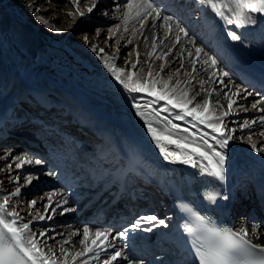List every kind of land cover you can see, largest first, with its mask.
I'll use <instances>...</instances> for the list:
<instances>
[{
    "label": "bare ground",
    "instance_id": "obj_1",
    "mask_svg": "<svg viewBox=\"0 0 264 264\" xmlns=\"http://www.w3.org/2000/svg\"><path fill=\"white\" fill-rule=\"evenodd\" d=\"M113 1L116 2V0ZM40 3L42 1L38 0L34 4ZM154 3L170 14L179 12L178 15H181L184 18L183 21L186 22L182 25L186 26L189 36L196 40V46L203 48L204 52L197 56L196 48L189 42V38L180 33V39L175 49L163 54L161 60L163 67L160 68L155 62L159 52L169 44L171 38L176 40L177 32L173 26L167 35L162 31L165 37L158 38L161 34L158 25L166 31L163 20H154L152 16H149L143 26L134 25L133 32H129L130 35L133 34V38L136 37L133 39V42H136L133 50L135 56L133 55V59L130 56V59L126 58L129 68L124 73L130 74L133 81L135 77L143 75L146 83L143 86L145 90L141 94L154 100L164 93L167 83L169 90L176 88V91L171 93L172 97H175L173 103L191 100L192 103L186 104V108L192 109L197 103L202 104L205 100L208 101L206 110L196 109L195 115L198 119H194L193 116H185L184 120L176 119L177 114L183 115L179 107L173 108L171 111L173 117L159 113L158 127L164 129L167 121L171 120L178 126L177 129H171V138L179 140L182 145L187 146L177 148L175 144H169L163 138L161 143L168 152L181 154L182 159L185 158L184 153H190L197 167L181 163L174 157L166 160L160 148L148 134L144 121L136 114L133 107L123 103L117 96L113 95V98L103 96L97 88H94L93 94H91V90L68 85L51 73H45L32 81L25 79L22 87L17 89L9 72L5 68H0V129L5 128L4 130L8 132L6 134L8 136L0 134V146L2 142L5 144L0 147V156L5 157L0 159V196L11 195L17 187V177L21 179H19V183L25 181V184L20 187V195L13 196L9 205L17 212L23 209L19 212L18 223L29 224L31 233L37 238L40 251L46 256H52L56 264H64L65 256L68 257V264H85V261L87 264H103L104 259L110 257L117 250H121L122 256L112 264H128V260L133 261L134 264H139V262H143V264H198V261L189 255L179 256L177 254L176 248L181 233L174 229V224L182 212L180 205L188 192L189 184L207 178L200 174L207 161L191 153V147L199 144L202 150L210 151L208 145H212L217 150H221L216 143L217 139L223 138L220 133L213 132L211 128L200 123L201 119L208 121L209 114L212 113L222 115L227 111L228 115L223 117L221 127L226 133L234 130V138L229 142V147L226 150L228 156L226 181L220 185L211 178L215 184V193L219 192L228 197L227 200L217 198L215 211H223L233 205L234 213L230 217V229H239L241 226L250 229L252 224L264 228V219L261 217L264 210V202H262L264 199V151L257 152L251 148V144L255 143L257 148L264 149V136L259 135L260 132H264V122H262L264 111H261L264 104L257 103L256 108L251 107L253 102L264 99V94L255 92L246 83V71L249 68L258 72V75L264 76V18L258 16L255 25L236 27L220 20L214 13L199 5L196 0H155ZM102 5L99 2L98 7L101 8ZM51 10L57 11L55 7ZM94 15L95 11L88 18H92ZM121 30L124 28L122 27ZM233 31L241 36L240 41L230 39L229 33ZM128 38L130 36L121 35L117 40L121 44V40L129 42ZM128 42H122V45L125 44L124 50L128 49L130 44ZM153 45H155V49H153ZM207 45L212 48V53L207 56H212L217 61L215 68L211 67L210 62L205 63L207 59L205 46ZM115 53L117 60L120 57V52L116 51ZM144 56L147 57L142 60ZM135 61L137 64L141 63L139 68L133 67ZM144 67L147 68L144 69ZM193 67L195 71H193ZM149 71L152 73L151 76H148ZM224 72L229 75L224 76ZM239 72L242 75H239ZM169 77H171L170 82ZM177 84L179 87H176ZM30 90L35 93V96L41 95L51 101V105H54L57 113V119L59 116L60 119H63V116L69 113L70 115L67 114L64 118V121L67 122L65 125L68 123L72 126L82 125L88 134L91 126L100 128V133H102V129H105L101 139H99L98 133L88 136V139L87 134L83 133L81 137L67 140L68 143L64 149L52 145L50 149L54 150L49 154H44L26 144L23 138L18 137L16 140L9 138L11 137L9 134L17 131L18 126L14 124L28 122L27 116L20 111L22 109L21 99ZM245 90L251 92L252 95L247 96ZM150 91L152 95H149ZM182 92H186L187 96L182 95ZM163 101L167 102V100ZM230 101L234 103L232 108L228 109L227 105ZM129 104L131 105L130 102ZM170 105L172 106V104ZM162 106L163 104H159V107ZM154 112L158 113L147 105L145 115L148 119L153 121L157 119ZM245 120L250 122L248 128L242 127ZM251 121L258 122L251 123ZM209 122L215 123L214 120ZM168 128L170 129V125ZM62 131L66 130L62 129ZM26 133L28 132L26 131ZM248 134L253 136L250 141L244 145L235 143V140L239 139L241 135ZM163 135L167 136L168 132L165 131ZM17 136L19 135L17 134ZM204 140H207V144H204ZM76 145L80 147L77 148ZM75 147L80 151L76 153ZM82 153L91 154L95 158L96 166L90 162L84 163ZM24 154L38 158L44 163L41 165L25 164L22 168H15L16 162L13 161V170L9 174L6 164L12 157ZM49 156H56V158L52 160ZM70 161H74L73 165L75 166L70 165ZM102 163H109L106 168L107 171H110L111 177L105 180L106 183H109L113 177L118 178L125 174L127 168L131 167L133 175L144 177L146 184L143 187L146 196L153 195L154 197L153 202L145 201L142 198L137 202H132L129 197H126L124 208L130 207L129 211L136 215V218L128 221L127 229L130 231L126 240L119 236V233L125 229H98L91 225L95 217L84 221L85 212L90 209L89 202L100 190L94 189L99 175L95 177V180L85 183V180L84 182L80 180L84 178L83 176H74L76 171L73 167L77 168L79 166L76 164H80L89 170L93 166L100 169ZM3 167H5L4 171ZM93 169L91 173L98 174L97 169ZM49 171L55 172L56 175L51 177L46 175ZM28 175L38 176L39 179H34L31 184H28L26 182ZM72 182H74V186L69 187ZM43 187L44 189L48 187L50 190L43 192L35 199L34 207L25 208L21 194H24L23 198H25V194H28L29 199L33 193H37V190L41 191ZM50 194H53L51 203H49ZM138 195L142 197L143 192L138 191ZM245 195H251L252 198L249 196L251 199H245ZM63 197L67 198V204L63 203ZM44 201L47 202V207L44 206L40 209L39 206ZM56 201H60V206L56 205ZM68 208L72 210L64 211ZM257 209L260 210L259 213ZM51 214L52 216H50ZM40 215L44 219H40ZM127 215L122 208L119 209L118 216L125 217ZM149 215L156 216L157 221L152 224L142 221L140 228H151V231L132 229L134 222ZM60 218H65L66 224L61 222L52 224L57 220L60 221ZM161 219L165 221L167 227L159 224ZM85 227L90 229L87 240L83 235ZM71 229H75L72 231L75 232L74 236H67ZM97 229L109 233L107 240L95 236ZM250 238L254 243L264 244V235L257 238L250 234ZM65 240L70 243H63ZM82 240L84 243H80ZM125 244H127L126 248ZM146 244H150L156 253L149 258V261L146 258L148 255L144 251ZM97 245L100 247L98 248ZM61 247L65 249L63 255ZM86 248H91L92 251H86ZM76 252L85 254L73 259ZM94 253H98V255H94ZM124 256H127L128 260H125Z\"/></svg>",
    "mask_w": 264,
    "mask_h": 264
},
{
    "label": "snow or ice",
    "instance_id": "obj_2",
    "mask_svg": "<svg viewBox=\"0 0 264 264\" xmlns=\"http://www.w3.org/2000/svg\"><path fill=\"white\" fill-rule=\"evenodd\" d=\"M76 7V13L80 16H83L84 13L79 11V0H69ZM196 2L203 6L205 9L214 13L220 20L224 21L228 25H235L236 27H244L245 25H255L257 23V17L264 18V0H196ZM32 7V6H29ZM97 7L96 3H93L92 7L87 9L88 13H92L93 10ZM127 12L123 14L124 22L127 24L129 19L140 18L141 26L147 21L149 16H152L154 20H163L164 26L166 28L165 35L171 31L174 26L177 32L176 40L179 42L180 33H183L185 37L189 38V42L196 48L197 56L200 53L204 52V49L196 46V40L192 39L189 36V31L186 26L182 25V22L178 18L174 17L172 14L168 13L161 6L153 2V0H129L125 5ZM35 11H39V6L35 7ZM103 15H108L107 12L102 13ZM69 16H74V13H68ZM42 19V18H41ZM46 23V21H44ZM59 31V29H55ZM115 30V29H113ZM124 31H128L127 27L124 28ZM99 30H97V34ZM230 39L233 41H240L241 36L236 32L229 33ZM111 38V37H109ZM85 43H88V36L83 37ZM155 49V45H153ZM93 52H96L98 49L93 46L91 48ZM99 52H103V49H99ZM207 56V53H205ZM159 58V57H157ZM211 67L215 68L217 61L212 56H207L205 63H209ZM105 68L108 72L111 73L114 77L117 84L121 87L130 98L135 101L136 96L134 93H139L144 91L143 86H139V81H133L130 74L124 73L122 69L116 68L114 65L109 64L105 61ZM135 67V66H133ZM193 71L195 68L193 67ZM179 72V70H178ZM178 74V73H177ZM151 71L148 72V76H151ZM224 76H228L227 72L223 73ZM171 77H169V82ZM223 83V81H220ZM176 87H179L177 84ZM176 88L168 89L167 83L165 84V91L160 95L155 101L158 103L160 100H167L168 103L172 104L173 108H181L183 115L177 114L176 119L184 120L185 116L196 117V109L206 110L208 107V101L205 100L202 104L197 103L194 108L187 109L186 104L192 103L191 100H185L182 102L173 103L175 97H172L171 93L175 92ZM247 96H251L252 93L245 90ZM184 96H187L186 92L181 93ZM149 95H152V92H149ZM239 95V93H237ZM246 98V97H241ZM152 103V102H150ZM233 101H230L227 105L228 109H231L233 106ZM257 103L264 104V99L259 102H253L251 104L252 108L257 107ZM133 108L136 114L144 121V124L147 126L148 134L151 136V139L157 144L160 148L164 158L169 160L170 157H174L181 163L191 164L193 167H197L193 156L190 153H184L185 158H181V154L176 152H168L164 145L161 143L162 138L167 141L169 144H175L177 148L186 147L187 145H182L179 140L171 138V129H177L178 126L172 123L171 120L167 121V125L164 126V129H160L159 125V113L154 112L153 114L157 117L155 121L150 120L145 115V110L147 105H141L139 103H134ZM247 110V109H245ZM164 111H168L167 108ZM264 111V108L261 109ZM228 112H223L222 115H215L214 113L209 114L208 121L201 119L200 123L205 124L206 127L212 129L213 132L220 133L223 137L222 139H217L216 143L219 146L217 150L216 147L208 145L210 151L202 150L199 144L191 147V153H194L196 156L201 157L202 160H206L207 164L201 169L200 174L202 176H207L212 178L218 184L223 185L226 181V161L228 159L227 149L229 147V142L234 138V130L225 132L221 127L223 125V117L227 116ZM214 120L215 123L209 121ZM264 122V118H262ZM249 121H243L242 127L248 128ZM255 123V121H251ZM170 125V129L168 126ZM167 131L168 135L164 136L163 133ZM207 135V134H205ZM259 135L264 136V132H260ZM248 139L251 140V135L248 136ZM204 144H207V140H204ZM251 148L254 151L260 152L264 149L257 148L255 143L251 144ZM11 154L9 153V156ZM5 157L0 156V159ZM13 161H15V168H22L25 164L31 165H41L44 162L38 158L29 157L27 154L17 155L12 157L9 162L6 164L7 169H9V174L13 170ZM171 162V161H170ZM48 176H55L56 173L49 171L46 173ZM34 179H39L38 176L28 175L26 177V182L31 184ZM17 184H19V177L16 178ZM54 194V193H53ZM49 195V203H51V195ZM20 195V187L17 186L11 195L0 196V264H56V261L52 256H46L43 252L40 251L38 247V241L34 234L31 233L30 226L28 223L19 224L20 220L19 212L14 208L10 207L9 201L13 196ZM227 200V195H221L219 192L215 193L211 197H207L211 203H215L217 198ZM63 203L67 204L68 200L66 197H63ZM30 204L34 207L36 201H30ZM56 205L60 206V201H56ZM47 207V205H45ZM71 208L64 209V211H71ZM197 219L201 221L202 227L198 230L203 233V235H197L196 231L191 227L185 226V231L189 235V242L192 245L195 259L198 261V264H264V244L254 243L250 238L251 235H255L259 238L261 235H264V228L260 225L252 224L251 228L241 226L239 229H225L214 225L206 217L199 216L195 214ZM40 219H44L42 215L39 216ZM146 221L148 224L157 221V217L154 215H149L146 217H141L139 220L132 224V229L139 231H151V228H140V223ZM159 224L164 225V220H159ZM130 229H125L123 232L119 233V236L123 239H127L128 232ZM90 229L85 227L83 229L84 239L87 240ZM27 234V235H26ZM109 233L102 232L100 230H95V236L103 237L104 240H107ZM63 243H70V241L65 240ZM84 243V241H80ZM99 248L100 245H97ZM127 247V244L124 245ZM86 251L91 252V248H86ZM65 253V249L61 247V254ZM84 252H76L73 259L83 256ZM55 255V254H53ZM98 255V253H94ZM122 256L121 250L113 252L110 257L104 259L103 264H112L113 261H116L118 257ZM125 260H128L127 256L123 257ZM64 264H68V257L65 256ZM85 264L87 262L85 261ZM128 264H134L133 261L128 260ZM143 264V262H139Z\"/></svg>",
    "mask_w": 264,
    "mask_h": 264
},
{
    "label": "rangeland",
    "instance_id": "obj_3",
    "mask_svg": "<svg viewBox=\"0 0 264 264\" xmlns=\"http://www.w3.org/2000/svg\"><path fill=\"white\" fill-rule=\"evenodd\" d=\"M37 1L0 0V63H2L0 64V68H5L9 72L10 77L14 79L13 82L17 89L22 87L25 79L26 81H32L45 73H51L53 76L61 78L68 85H75L78 88L91 90V94H93L94 88H97L103 96L113 98V95H115L130 107H133L134 103L148 105L158 113L173 117V112H171L173 107L166 101L160 100L159 103H156L154 102L156 100L141 94L142 92L134 93L133 95L136 96V100L133 101L129 95L122 91L114 77L104 66L105 61H107L116 68L127 71L129 65L126 58L130 56L133 59V55L135 56V51L133 52V50L135 47L134 43L136 45V42H133V39H136V37L133 38V34L130 35L129 32H133L134 25L140 27L141 23L140 18H136L129 19L127 24H125L123 14L128 11L125 5L129 0H116L117 3L113 0H79V11L84 13L83 16L76 13V7L69 0H41L42 3L38 4V12L35 11L37 5L34 4ZM99 2L103 4L101 8L98 7ZM93 3L97 4V7L93 10V12L95 11V15L92 18H88L91 13H88L87 9L92 7ZM53 7L57 11L51 10ZM70 12L74 13V16H69L68 13ZM104 12H107L108 15H103L102 13ZM172 14L183 24H186L183 21L184 18L178 15L179 12ZM122 27H127L128 31L121 30ZM158 28H160L159 31L161 32L158 38L161 39L166 31L162 30L159 25ZM55 29H59V31ZM97 30H99L98 34ZM85 35L88 36L87 44L83 39ZM121 35L130 36L128 38L129 42L128 40H121V44L118 43L117 39ZM199 40H201L200 37ZM126 41L130 44L128 45L127 43L129 47L124 50V43ZM122 42H124L123 45ZM177 45L178 42L174 38H171L169 44L159 52V58L155 62L160 68L163 67L161 63L163 54H167L170 50L175 49ZM93 46L98 49L96 52L91 50ZM101 48L103 52H99ZM116 51L120 52V57L117 60ZM205 52L211 54V46H205ZM146 57L144 56L142 60ZM137 61L134 62V66L139 68L141 63L137 64ZM146 68L144 67V69ZM137 80L139 81V86H144L146 83L143 75L135 77L134 81ZM29 92L32 91L30 90ZM23 103L21 102V106H24ZM159 104H163V106L159 107ZM165 108L168 111H164ZM26 109L29 110L28 108ZM21 111L24 112V109ZM257 122L255 121V123ZM4 129H0V134L6 131ZM9 135L11 136L9 138H14L15 140L18 138L16 137V133ZM248 136L249 134L245 136L241 135L239 139L235 140V143L237 145H244L247 141H250ZM252 138L253 136L251 135ZM1 144L0 147L5 146L3 142ZM260 149L262 148L260 147ZM4 169L5 167L2 168L3 171ZM24 184L25 181L20 182L17 186L22 187ZM49 190L48 187L47 189L43 187L41 191L37 190V193H33V196L29 199L28 194H25V198H23L24 194H21L23 203L26 206L25 208L31 207L30 201L37 199L40 194ZM249 196H246L245 199H250ZM46 203L44 201L39 208H43ZM21 210L23 209L18 211L21 212ZM89 218L87 217L85 220ZM64 220L65 218H60V221L57 220V222H52V224L65 223ZM72 231H75V229H71L67 236H74L75 232L73 233Z\"/></svg>",
    "mask_w": 264,
    "mask_h": 264
}]
</instances>
